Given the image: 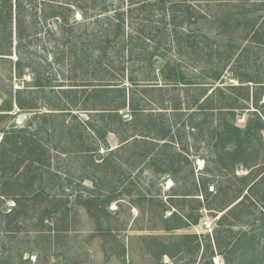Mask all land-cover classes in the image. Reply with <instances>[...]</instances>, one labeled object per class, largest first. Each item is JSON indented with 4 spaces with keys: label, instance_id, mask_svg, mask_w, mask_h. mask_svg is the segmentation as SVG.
Masks as SVG:
<instances>
[{
    "label": "rangeland",
    "instance_id": "1",
    "mask_svg": "<svg viewBox=\"0 0 264 264\" xmlns=\"http://www.w3.org/2000/svg\"><path fill=\"white\" fill-rule=\"evenodd\" d=\"M187 1L195 5L200 3L199 9L203 14L198 26L183 23L178 28L181 37L191 32L189 40L197 35L199 38L196 39L200 46L204 43L218 46L217 51L211 52L210 66L217 64L218 60L227 63L223 84L240 83V80L232 77V73L237 74L241 80L251 76L254 80L264 81V0ZM15 2L16 0H12L13 15ZM22 2L25 4L28 1L22 0ZM31 5L26 3V27L23 29L20 43L14 27L11 36L8 35V29L0 28V52L7 53L0 54V105L9 98L10 93H14L19 88L24 91L21 94L23 97H34L42 105L48 100L59 101V98L63 97V93H60L61 88H73L67 98L69 101L70 99L76 101V104L71 106L74 114L62 113L54 118L36 117L35 119L33 112L21 111L13 105L11 116L28 114L27 119L33 123L27 127L29 130L34 129L36 122L43 124V128H54V143L52 145L49 143L45 133L41 135L45 148L47 147L51 154L50 164L36 170L38 173L35 172L37 179L34 183V191L26 194L25 197L20 196L23 197V204H20L21 208L17 210L19 214L14 213L5 217L4 215L10 210L12 212L11 208L15 202L6 196L0 197V257L8 255L10 264H160L151 256L147 248L148 240L158 235H165L164 241L169 245V249L174 251V236H167L169 233L160 229L161 202L166 206L167 197L173 192L172 176L167 173L158 175L155 172L153 167L159 166L157 157L154 158L155 164L151 165L148 158L141 159L138 154L130 156L131 151L142 152V147L117 150L115 148L120 145V141L112 132L106 134V146H102L81 123V120L91 119L90 114L80 108L92 85L112 79L117 83L123 81L125 91L131 92L133 88L127 77L132 73L139 79L140 85L145 87V91H142V88L133 91L136 99L140 101L139 105L144 107V112L138 117L140 122L138 126L154 131L161 127H169L176 138L173 148L178 150L181 144L187 145L190 162L175 175L182 182L183 187L190 186L193 180L200 182V179L211 175L214 180L209 185L208 192L192 196L202 202L204 206L201 209L195 210V202L186 205L188 208L193 207L194 213L198 212L200 215L198 223L177 229L173 233L177 237L184 233L196 235V238L180 240L191 249L188 246L185 251L174 253L172 258L164 256L161 262L186 264L196 259L195 264H206L208 242L216 249L215 252L218 254H215L219 256L221 262L223 258L219 255L216 243L224 245L231 236L235 237L238 231H248L253 235V239H244L237 251L230 254L229 264H264V176L258 180L253 189L251 188L252 190L246 193V186L264 171V162L261 163L264 142L263 148L260 147L259 159L256 160V163L260 162V164L253 166L249 173V169L245 168H237L232 172L220 171L210 162L211 154L207 146V129L216 125L217 110L213 112L198 110L196 107L203 100V96L194 106L191 105L190 109L186 106L192 103L193 98L201 91L200 86L175 88L167 86L159 89L157 86L165 84L157 69L149 71L148 66L144 64L130 66L126 58L119 64L114 61L110 53L98 59L97 51L88 41L89 33L92 31L91 19L95 15L94 8L90 7L86 11L85 20L76 11L73 15L70 14L72 33L63 34L57 31L49 32L48 27L41 24L39 19L41 11L38 9L36 22H32L29 17ZM35 6L40 8L43 4H35ZM253 21L256 26L260 24V27H263L258 31L257 36L251 33L255 28L250 31ZM86 22L87 27L84 26ZM171 29L169 25L166 29L165 25L157 28L158 34L164 30L165 35L167 33L160 42L161 48L158 51L180 61L188 73L199 72L193 61L187 59L185 53L177 52L178 46L176 48ZM202 35L207 37L206 40L204 37L200 38ZM145 44L148 48L152 46V43L145 41L138 48L145 49ZM19 57L25 65L24 74L20 78L13 66ZM121 65L127 68L124 70V75ZM32 72H38L40 78L49 83L51 88L36 89L32 82ZM196 78L199 82L203 79L199 75ZM203 81L212 80L207 77ZM252 87L250 83V90ZM243 91L240 92V96ZM162 99L165 106L160 104ZM173 100L181 103V108L176 112H172L169 105V101L171 103ZM263 101L264 96L261 102ZM250 106L243 111H237L234 122L239 126L244 124L248 110H253ZM45 110L43 107L42 111ZM119 115L129 120L131 111L125 108L119 111ZM11 119L8 117L3 126L10 128ZM190 121L200 123L199 127L193 130L190 128ZM22 125L16 126L22 127ZM1 136L0 132V139ZM80 142H85L84 149L98 147V153L91 152L89 154L91 157H87L88 155L78 150ZM161 142L163 141L160 140L158 146L154 148L148 146L151 154H157ZM111 149L117 151L109 156L108 152ZM102 158H107L108 163L114 158L122 163L121 174H115V177L111 178V163L108 164L109 166H96L95 162L101 161ZM123 160L137 165L133 169H127ZM85 171L96 177L98 184L96 188L99 187L101 197L111 191L118 195V200L111 202L107 207V222L113 229L115 236L113 239L125 245L124 259L117 256L118 248L114 246L112 237L104 236L79 204V198L86 197L94 190L93 183L82 178ZM240 190H243V194L246 193L242 203L232 214H228L224 225L219 226L216 220L227 208L221 212L219 210L236 198ZM171 210L167 209L164 217H168ZM206 220L210 222L209 228L203 224ZM232 221H235L231 226L233 233H229L227 225ZM197 242L199 249L195 251L193 247Z\"/></svg>",
    "mask_w": 264,
    "mask_h": 264
},
{
    "label": "trees",
    "instance_id": "2",
    "mask_svg": "<svg viewBox=\"0 0 264 264\" xmlns=\"http://www.w3.org/2000/svg\"><path fill=\"white\" fill-rule=\"evenodd\" d=\"M26 1L28 2L24 4L22 0H16L14 15L12 0H2L0 3V28L8 29V35L11 36L12 27H14L19 43L22 39L23 29L26 27V3L29 5L34 3L29 8V17L32 22H36L38 9V11H41V15L39 16L41 24H45L49 32L54 33L57 31L63 32V34L72 33L69 21L70 14L73 15V12L76 11L85 20L87 18L86 11L90 7L94 8L95 15L91 19L92 31L89 33L88 41L92 44L91 47L97 51L96 57L98 59H102L104 55L110 53L114 61H117L119 64L123 63L124 58H126L129 64H131L130 66H134V64L141 66V64H144L148 66L149 71L157 69L163 84H165L164 86H157L159 89L167 86L173 88L200 86L201 91L193 98L192 103L186 106L190 109L203 96V100L196 108L203 110L202 112H208L209 110H212L211 112L217 110L218 112L216 125L211 129H207V146L211 154L210 162L220 171L232 172L237 168H245L249 169L248 173L252 170L253 166L260 164V162L256 163V160L259 159L260 147L261 149L263 148L262 144L264 142V101L261 102L264 96V81L254 80L251 76L247 77L246 80H241L237 74L232 73V77L240 80V83L224 85L223 75L227 63L218 60L217 64L211 65L212 67L210 66L211 52L217 51L218 46L210 43H204L200 46L199 41L196 39L199 38L197 35H194L189 40L191 32L185 34L183 38L181 37V32L178 28L183 23L198 26L203 14L199 9L200 3L195 5L187 0H90L89 3L87 0ZM35 4H43V6L37 8ZM87 24L86 22L84 26L87 27ZM161 25H165V29L167 25L172 27L171 34L176 43V48L178 46L177 52L179 54L185 53L187 59L193 61L199 72L188 73L180 61L173 57H168L167 53L158 51L161 48L159 46L160 42L167 36V33L166 35L164 33L165 30H162L161 34L157 33V28ZM261 29L263 27H260V24L256 26L255 21L252 22L250 26V31L253 30L251 32L252 35L257 36L258 31ZM202 37L205 40L207 38L203 35L200 38ZM145 41L152 43V46L148 48L147 44H145V49L138 48ZM0 54L6 55L7 53L3 51ZM13 66L20 78L24 74L23 69L25 67L22 59L20 57L16 59ZM121 69L124 75V70L127 68L121 65ZM197 75L203 77L201 82L197 80ZM207 77L212 81H203ZM127 79L131 88H133L131 92L125 91L123 81L117 83L112 79L104 80L106 81L104 83L92 85L86 94L87 97L82 100V107L80 108L87 111L91 119L81 120V123L102 146H106V134L112 132L120 141V145L115 149L124 148L128 150L129 147H142V152L134 153L131 151L130 156L138 154L141 159L148 158L151 165L155 164L154 158L157 157L159 166L153 167L155 172L158 175L167 173L172 176L173 184L171 188L173 192L167 197L168 203L166 206L165 203L161 202L160 218L162 225L160 229L169 233L167 236H174V251H171L169 245L164 241L165 235L153 236L147 242V248L151 256L159 261L160 264H164L161 262L164 256L172 258L174 253H181L189 246L180 241L181 239L196 238V235L189 233L178 235V237L173 235V233L177 229L198 223L200 215L198 212H193V207L188 208L186 205L187 203L195 202V210L201 209L204 206L202 202L192 196L208 192V187L214 180L211 175L210 177L200 179V182L193 180L190 186L183 187L182 182L175 175L190 162L187 145L181 144L180 148L175 150L173 148V142L176 139L175 134L170 132L169 127H165L167 130L161 127L154 131L138 126L140 123L138 122V117L144 112V107L139 105L140 101L136 99V94L133 91L138 90L137 88H142L141 90L145 91V87L140 85L139 79L132 73L129 74ZM32 82L36 89L45 90L51 88L49 83L40 78L38 72H32ZM244 82L246 84L243 85ZM250 83L253 86L251 90L249 88ZM71 89L73 88H61L60 93H63V97L59 98V101L48 100L42 105L34 97H23L21 94L24 91L19 88L14 93H10L9 98L5 99L3 104L0 105V132L2 133L0 139V197L6 196L15 202L11 208L12 212L10 210L11 213H6L5 217L14 213L19 214L17 210L21 208L20 204H23L22 198L34 191V183L37 179L36 173H38L36 170L50 164L51 154L47 147L45 148L41 135L45 133L49 143L51 145L54 143V128H43V124L36 122L34 129L29 130L27 127L33 123L28 119L24 120L22 127L16 126L15 118L18 114L11 116L10 113L13 110V105L21 111L33 112V119L36 117L54 118L58 115L60 116L62 113H72L73 109L71 106L75 105L76 101L72 99L69 101L67 98L68 94L72 91ZM242 90L244 91L240 96ZM160 104L161 106H165L164 99H162ZM169 105L173 110L172 112H176L181 108L180 101L173 100L171 103L169 101ZM249 105H251L250 107L253 110H248L244 124L239 126L234 122L235 115L238 110L243 111ZM43 107H45V111H42ZM125 108L131 111L129 120L119 115V111ZM159 114L162 115V113ZM8 117L12 118L10 128L3 126ZM126 125L129 126L126 127ZM199 125L200 123L190 121V128L193 130L198 128ZM160 140L163 142L159 145L157 154H151V149H148V146L154 148L158 146L157 144H159ZM85 146V142H80L78 150L88 155L87 157H91V155L89 156L91 152L96 151V154L98 153V147L84 149ZM115 149L109 150L108 155L112 156L115 154L117 151ZM262 158L261 163L264 162V155H262ZM107 160V158H102L99 162H93L97 164L96 166H109L111 163V178L115 177V174H121V170L123 169L122 163H119L116 158L109 163ZM123 162L126 163L125 167L127 169H133L137 165L128 161L125 162L124 160ZM26 174L29 175L26 176ZM84 174L82 178L93 183L94 190L89 192L86 197L79 198V204L86 210L89 217L93 219L96 226L101 230V233L113 239L115 237L113 229L110 223L107 222V207L111 202L118 200V195L113 193L114 191H111L101 197L99 187L96 188L98 186L96 177L87 171ZM263 176L264 171L260 173L257 179L255 177L246 186V193L251 188L253 189V186H256L258 180ZM246 193L243 194V190H240L236 198L219 210L221 212L227 208L216 220L219 226L224 225L228 214H232L242 203ZM20 196L23 197L21 198ZM229 205L232 206L229 207ZM167 209L172 210L168 217H164ZM208 209L210 210L211 208ZM234 223L235 221H232L227 225L229 226L227 227L229 233H233L231 226ZM229 239L224 245H221L219 242L216 243L220 252L219 255L223 258V264H229L230 254L237 251L244 239H253V235L248 231H238L235 237L231 236ZM232 239L234 240L231 241ZM113 241L114 246L118 248L117 256L120 259H124L126 254L125 245L117 239H113ZM193 249L198 251V242ZM215 250L210 242L206 244V251L208 252L206 264H213L211 258L217 253ZM9 260L8 255L0 257V264H10ZM195 260L186 262V264H195Z\"/></svg>",
    "mask_w": 264,
    "mask_h": 264
},
{
    "label": "water",
    "instance_id": "3",
    "mask_svg": "<svg viewBox=\"0 0 264 264\" xmlns=\"http://www.w3.org/2000/svg\"><path fill=\"white\" fill-rule=\"evenodd\" d=\"M54 22V21H52ZM28 114L27 113H20L16 118H15V123L16 125H22L24 123V120L27 119ZM100 156V155H98Z\"/></svg>",
    "mask_w": 264,
    "mask_h": 264
},
{
    "label": "built area",
    "instance_id": "4",
    "mask_svg": "<svg viewBox=\"0 0 264 264\" xmlns=\"http://www.w3.org/2000/svg\"><path fill=\"white\" fill-rule=\"evenodd\" d=\"M203 224L206 226V228H209L210 226V222L207 220L203 221ZM211 260L213 264H223V261L219 262V256L216 254L212 256Z\"/></svg>",
    "mask_w": 264,
    "mask_h": 264
}]
</instances>
